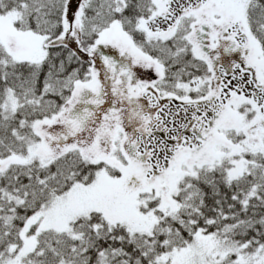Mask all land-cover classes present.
<instances>
[{
	"label": "snow or ice",
	"instance_id": "6c2138e0",
	"mask_svg": "<svg viewBox=\"0 0 264 264\" xmlns=\"http://www.w3.org/2000/svg\"><path fill=\"white\" fill-rule=\"evenodd\" d=\"M0 264H264V0H0Z\"/></svg>",
	"mask_w": 264,
	"mask_h": 264
}]
</instances>
